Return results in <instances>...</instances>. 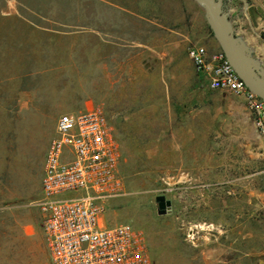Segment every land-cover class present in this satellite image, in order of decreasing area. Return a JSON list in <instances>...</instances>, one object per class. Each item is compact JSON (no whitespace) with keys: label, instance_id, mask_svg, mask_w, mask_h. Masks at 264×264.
Masks as SVG:
<instances>
[{"label":"rangeland","instance_id":"1","mask_svg":"<svg viewBox=\"0 0 264 264\" xmlns=\"http://www.w3.org/2000/svg\"><path fill=\"white\" fill-rule=\"evenodd\" d=\"M221 7L264 67V0ZM211 32L195 0H0V264H50L46 155L89 105L122 150L108 226L143 230L153 264H264V138L244 97L199 79L189 49L221 50Z\"/></svg>","mask_w":264,"mask_h":264},{"label":"built area","instance_id":"2","mask_svg":"<svg viewBox=\"0 0 264 264\" xmlns=\"http://www.w3.org/2000/svg\"><path fill=\"white\" fill-rule=\"evenodd\" d=\"M189 57L211 89L245 98L264 138V100L248 89L225 53L193 45ZM121 160L102 106L59 117L36 203L50 264H153L143 230L129 223L108 226L104 219L109 202L125 195Z\"/></svg>","mask_w":264,"mask_h":264},{"label":"water","instance_id":"3","mask_svg":"<svg viewBox=\"0 0 264 264\" xmlns=\"http://www.w3.org/2000/svg\"><path fill=\"white\" fill-rule=\"evenodd\" d=\"M195 1L204 8L212 34L235 71L248 89L264 100V67L254 59L247 45L232 30L230 22L222 10V0ZM156 201L161 211L172 206V202L165 196L157 197Z\"/></svg>","mask_w":264,"mask_h":264},{"label":"trees","instance_id":"4","mask_svg":"<svg viewBox=\"0 0 264 264\" xmlns=\"http://www.w3.org/2000/svg\"><path fill=\"white\" fill-rule=\"evenodd\" d=\"M262 38L264 40V33H262ZM199 79L200 80H203L205 83H207V81L205 80V78L203 77V75H201L200 73H199ZM174 107H175V110L178 111V112L179 111H182V109L184 108V106L183 107H179L178 105H174Z\"/></svg>","mask_w":264,"mask_h":264},{"label":"crops","instance_id":"5","mask_svg":"<svg viewBox=\"0 0 264 264\" xmlns=\"http://www.w3.org/2000/svg\"><path fill=\"white\" fill-rule=\"evenodd\" d=\"M247 45V44H246ZM203 46H205V45H203ZM247 47H248V45H247ZM208 48V47H207ZM208 50L209 51H211V52H215V51H218V50H210V48H208ZM108 225V224H107Z\"/></svg>","mask_w":264,"mask_h":264}]
</instances>
